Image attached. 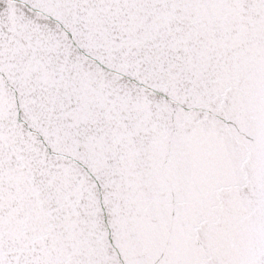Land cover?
<instances>
[{"label": "snow or ice", "instance_id": "obj_1", "mask_svg": "<svg viewBox=\"0 0 264 264\" xmlns=\"http://www.w3.org/2000/svg\"><path fill=\"white\" fill-rule=\"evenodd\" d=\"M0 264H264V0H0Z\"/></svg>", "mask_w": 264, "mask_h": 264}]
</instances>
